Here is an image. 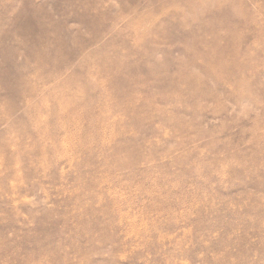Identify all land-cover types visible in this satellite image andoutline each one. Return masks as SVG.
<instances>
[{
    "label": "rangeland",
    "instance_id": "374dc122",
    "mask_svg": "<svg viewBox=\"0 0 264 264\" xmlns=\"http://www.w3.org/2000/svg\"><path fill=\"white\" fill-rule=\"evenodd\" d=\"M0 264H264V0H0Z\"/></svg>",
    "mask_w": 264,
    "mask_h": 264
},
{
    "label": "bare ground",
    "instance_id": "6f19581e",
    "mask_svg": "<svg viewBox=\"0 0 264 264\" xmlns=\"http://www.w3.org/2000/svg\"><path fill=\"white\" fill-rule=\"evenodd\" d=\"M190 5H192V3L190 4ZM205 7H206V9L208 10V11H211L212 10V8L210 7V6H208V5H205ZM206 9H204V11L205 12H207V10ZM215 9H217L216 11H212V16H216L218 13H219V10H220V6L219 5H217V7L215 8ZM199 31H203V30H199ZM201 32H200V34H201ZM214 60L215 61H217L218 63H222V57L220 56V57H214ZM219 60V61H218ZM218 67V69H214V68H211V67H208L207 66V72H209L210 74H213V73H215V76H218L219 78H221L220 76H222V71H221V68H220V66L218 65L217 66Z\"/></svg>",
    "mask_w": 264,
    "mask_h": 264
}]
</instances>
